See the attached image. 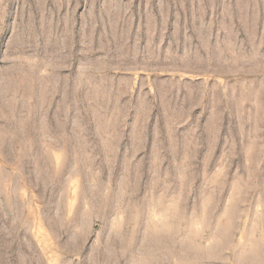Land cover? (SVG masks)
<instances>
[{"label": "rangeland", "instance_id": "374dc122", "mask_svg": "<svg viewBox=\"0 0 264 264\" xmlns=\"http://www.w3.org/2000/svg\"><path fill=\"white\" fill-rule=\"evenodd\" d=\"M0 264H264V0H0Z\"/></svg>", "mask_w": 264, "mask_h": 264}]
</instances>
